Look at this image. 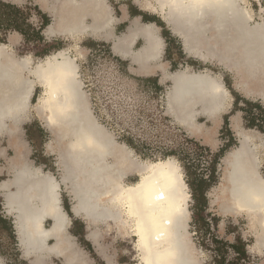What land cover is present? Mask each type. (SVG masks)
<instances>
[{
  "label": "bare ground",
  "instance_id": "obj_1",
  "mask_svg": "<svg viewBox=\"0 0 264 264\" xmlns=\"http://www.w3.org/2000/svg\"><path fill=\"white\" fill-rule=\"evenodd\" d=\"M154 1L157 5L142 0L135 3L143 11L160 13L173 34L181 38L188 55L204 63L215 60L233 70L240 91L248 98L257 95L264 100V23H256L247 0ZM35 2L53 17L44 30L49 38H101L112 43L114 54L131 61L142 75L162 71V80L171 83L167 113L197 137L216 144V129L209 130L198 120L203 117L220 127L223 116L233 107V96L222 76L210 70L196 72L190 66L169 72L163 62L165 40L155 23L132 19L125 33L117 36L120 20L109 0ZM139 40L142 45L137 47ZM75 47L83 56L78 43ZM58 72L66 75L60 77ZM36 86L43 92L34 108L57 134L56 146H51L58 152L60 179L33 166L22 140L20 127L33 106ZM234 117L232 126L241 142L224 159L222 208L233 214L246 213L252 222L261 219L264 234V178L258 147L242 129L238 114ZM3 138L8 139L14 155H5L7 166L0 167V174L7 172L10 177L0 183V191L7 212L14 216L22 253L33 257L31 264H53L52 257L65 264L90 262L69 232L71 220L62 205L63 187L72 197L73 214L83 218L88 227L113 223L123 236L133 240L136 264H146L168 251L174 253L171 264H200L190 239L193 199L182 167L175 158L140 161L134 150L116 141L94 117L78 59L68 49L54 52L33 69L29 58H17L10 46L0 43V140ZM3 153L5 150H0V155ZM156 165L166 166L176 180L174 186L165 188L158 183L149 188L146 177L153 175L150 170ZM131 174H138L139 180L126 184ZM47 222H51L49 227ZM101 233L99 229L89 236L96 248H100ZM107 264L118 263L108 257Z\"/></svg>",
  "mask_w": 264,
  "mask_h": 264
},
{
  "label": "rangeland",
  "instance_id": "obj_2",
  "mask_svg": "<svg viewBox=\"0 0 264 264\" xmlns=\"http://www.w3.org/2000/svg\"><path fill=\"white\" fill-rule=\"evenodd\" d=\"M109 1L114 8L115 0ZM122 1L129 5L135 3V0ZM11 2L8 4L0 0V43L10 46L17 58H29L33 69L54 53L50 49L54 47L68 49L70 54L78 59L80 79L84 83V90L94 117L113 134L116 141L134 150L136 158L140 161L155 162L175 158L180 164L193 199L190 203L192 220L189 231L196 261L200 264H264V234L261 219L252 222V218L246 213L233 214L225 212L222 208L223 184L226 174L224 159L229 152L238 148L241 142L238 131L232 126V117L236 114L235 112L240 113L242 129L253 137V143L255 142L254 144L258 147L262 165L260 172L264 178V115L260 117L259 109V107L264 109V100L257 95L251 96L250 101L245 100L246 95L237 86L239 79L236 72L227 69L215 60L204 63L188 55L184 50L183 41L173 34L171 26L163 19V16L148 10L147 19L157 22L153 23L159 27L164 40L165 37L171 39L169 48L171 50L167 54L166 49L163 58V62L168 65L169 72L185 70L188 65L192 66L191 70L196 72L210 70L222 76L234 98V108L232 107L233 110L223 116L220 127L216 128L215 124L206 118H199L198 121L204 123L209 130L216 129L214 135L216 144L211 141L206 142L202 137H197L180 126L167 113L166 96L171 89V83L162 80V71H155L159 78H147L131 61L116 56L112 51V43L104 42L101 38L86 36L80 40H73L66 37L49 38L45 36L47 38L44 37L43 41H39L36 37L37 32L34 33L33 29L39 31L43 28L42 14L46 11L42 10L35 0H23L19 6ZM142 2H153L157 5L154 0H142ZM247 2L256 23H264V0H247ZM136 5L141 8L139 4ZM114 11L117 17L120 16L118 11ZM48 15L51 17L49 18L51 23L53 17L50 13ZM129 23L116 33L117 36L125 33ZM16 26L27 34V38L22 34L20 37L17 36L14 32ZM77 43L83 56H80L78 48L75 47ZM95 45H100V48L94 49ZM46 49L49 50L48 53H43ZM172 56L175 60L168 64ZM31 77L34 78L33 75ZM156 85L161 88H156ZM36 88L32 97L33 106L28 118L20 127L22 140L25 143L27 140L34 142V148H29L33 154L28 157L33 166L41 167L46 160L48 161L47 166L41 168L45 172H52L60 179L61 171L57 167L56 160L58 152L56 153L52 147L56 146L57 134L47 127L45 120L34 108L43 92L39 87L36 86ZM256 118L259 120L253 125V119ZM2 143L8 146V139L0 140V147ZM2 149L6 151V148L1 147L0 150ZM35 149L38 150V154L35 153ZM12 154L10 153L9 156H13ZM6 166L7 160H1L0 167L6 168ZM9 178V174L3 172L0 174V183ZM200 179H207V185L200 186ZM138 180V174H131L125 179V183L134 184ZM190 184L197 188V195L203 194L206 197L204 208L196 209ZM63 198L72 203V197L65 192L64 187ZM219 198L220 200H217ZM2 201L4 203L3 199ZM69 214L73 218V214ZM83 221L86 222L84 219ZM50 225L51 222H47L46 226ZM91 229L102 231V243L112 246L109 256L114 257L118 264L137 263V258L133 257V240L124 235L125 238L115 224L105 223L93 226ZM214 238L222 243H215ZM233 245H237L241 251L244 250L245 256L238 254L239 250H235ZM83 246L86 253L83 252L88 258L95 259L97 264H107V260L99 258L89 243L83 242ZM56 262L60 264V261Z\"/></svg>",
  "mask_w": 264,
  "mask_h": 264
},
{
  "label": "crops",
  "instance_id": "obj_3",
  "mask_svg": "<svg viewBox=\"0 0 264 264\" xmlns=\"http://www.w3.org/2000/svg\"><path fill=\"white\" fill-rule=\"evenodd\" d=\"M2 1L7 2L8 4L11 2V1H6V0H2ZM11 4H14L15 6H19V4H15L13 2H11ZM114 4H115L114 10L118 11L119 12L118 15H120V16H118V19L120 21L116 25L115 33H117L118 31L123 29L126 25H128L129 21H131L132 19L139 18L141 21H144V22H154L153 19H152V21L148 20L146 17V11H143L135 3H131V5H129V4H125L124 1H122V0H115ZM44 14H46V16L48 18H51L48 15L49 13L47 14V12H46ZM14 32L19 33L18 31H15V30H14ZM19 34H21V33H19ZM43 35H44V37L47 36L44 32H43ZM45 38H47V37H45ZM104 42H106V41H104ZM165 43H166V41H165ZM139 45L140 46L142 45V40H139L138 43L136 44L137 47ZM84 47H86V46H84ZM99 48H100V45L94 46V49H99ZM169 48H170V46H168L166 43V49L168 50L167 54L169 53V50H171ZM58 50H60V48L57 49L54 47V48L50 49V51H54V52H56ZM174 60H175V58H174V56H172L170 61H168L167 63L170 64ZM188 67H190V65H188ZM146 77L147 78H159V75L150 74V75H147ZM244 97H245V100H247V101L251 100L250 97L249 98L247 96H244ZM233 108L230 110V112L233 110ZM235 113L236 114H234V115L231 113V115H233L232 120H233V118H235L234 116L238 114L237 112H235ZM238 116L241 120L240 113L238 114ZM26 132H29V130H26ZM33 144H34L33 141L27 140L26 141V148L33 149L34 148ZM1 147L6 148V151H5V154L3 153L0 155V161L5 160V155L8 156V155H10V153H13L12 155H14V152L11 151L12 149L8 148V146H4V144L2 143ZM35 153L38 154L37 149H35ZM29 154L31 156L33 153L30 152ZM47 162L48 161L44 160L45 164H42L41 167H46ZM2 195H3V193L0 191V259L3 262V264H31L33 257H26L22 253L21 247L19 244V240H18V236H17V230H16V224H15L14 216L7 212L5 205L2 201V199H3ZM62 205H63L64 210L68 213V215H69V213L73 214L72 203L67 202V200H65L63 198ZM69 217H70V215H69ZM70 220H71V225H70L71 230H69V232L71 235L74 234L73 237L75 238L78 246L81 249H83V251L86 253V250L83 246V242L85 243V241H86L87 243H89L93 247L95 253L99 256V258H101L103 260H108V257L110 258L109 255L112 252V250H111L112 246H106L105 244L102 243V241H103L102 233L98 237L100 248H96L95 247L96 244L94 243V241H90V239H89L91 231H96L99 229H96V230L91 229V228H93V226L88 227V224L86 222H84L81 218L76 217L74 214H73V218L70 217ZM98 249L100 250V252ZM26 258H28V259L26 260ZM112 258H114V257H112ZM57 259H59V260H57ZM89 259H90L89 264H97L95 259H91V258H89ZM50 260L53 264H57L56 261H60V264H65L64 261L58 257H52Z\"/></svg>",
  "mask_w": 264,
  "mask_h": 264
},
{
  "label": "clouds",
  "instance_id": "obj_4",
  "mask_svg": "<svg viewBox=\"0 0 264 264\" xmlns=\"http://www.w3.org/2000/svg\"><path fill=\"white\" fill-rule=\"evenodd\" d=\"M57 75L60 77L65 76L63 72H58ZM153 175L146 177L149 188H155L158 183H163L165 188H170L175 185L176 180L172 175L168 173L165 165H156L153 169L150 170ZM158 173V176L156 175ZM174 258V253L171 251L165 252L163 255H159L155 260L148 259L146 264H171L172 259Z\"/></svg>",
  "mask_w": 264,
  "mask_h": 264
},
{
  "label": "trees",
  "instance_id": "obj_5",
  "mask_svg": "<svg viewBox=\"0 0 264 264\" xmlns=\"http://www.w3.org/2000/svg\"><path fill=\"white\" fill-rule=\"evenodd\" d=\"M42 14V13H41ZM42 19L44 20L43 21V28H40L39 29V31H36V29H33V32L35 33V32H37L36 33V37L38 38V40L39 41H43V39H44V36H43V34H42V31L50 24V19L45 15V14H42ZM148 20H150V19H148ZM154 22H155V20H153ZM157 23V22H156ZM14 30L15 31H18L19 33H21L22 35H24L26 38H27V34L19 27V26H16V27H14ZM35 37V39H37ZM30 40V39H29ZM28 40V41H29ZM48 49H46V50H44L43 51V53H48ZM151 81V80H150ZM155 83H157L158 84V81H156L155 80ZM159 85H156L155 87L156 88H161V87H158ZM259 109H260V117H262L263 115H264V109H262V107H259ZM259 119H253V125H255V123L258 121ZM263 131H264V129H263ZM264 171V170H263ZM207 183H208V180L207 179H200V181H199V185L200 186H204V185H207ZM190 186H191V188H192V190H193V198H194V200H195V202H196V206H197V208L196 209H199V208H204L205 207V204H206V197L203 195V194H201L200 196L199 195H197L196 194V192H198L197 191V188L196 187H194V185L193 184H190ZM213 241L215 242V243H222V241H220V240H218V239H216V238H214L213 239ZM86 242V241H85ZM233 248L235 249V250H239V251H237L238 252V254H242V255H244L245 256V251L244 250H240V249H238V246L237 245H233Z\"/></svg>",
  "mask_w": 264,
  "mask_h": 264
},
{
  "label": "flooded vegetation",
  "instance_id": "obj_6",
  "mask_svg": "<svg viewBox=\"0 0 264 264\" xmlns=\"http://www.w3.org/2000/svg\"><path fill=\"white\" fill-rule=\"evenodd\" d=\"M165 41H166V43H167V45H168V46H170V45H171V42H170V41H171V39H169V38L165 37Z\"/></svg>",
  "mask_w": 264,
  "mask_h": 264
}]
</instances>
